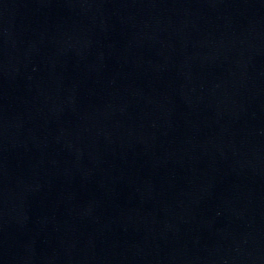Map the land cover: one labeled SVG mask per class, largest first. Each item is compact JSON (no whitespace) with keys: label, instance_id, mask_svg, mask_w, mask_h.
I'll return each instance as SVG.
<instances>
[{"label":"water","instance_id":"95a60500","mask_svg":"<svg viewBox=\"0 0 264 264\" xmlns=\"http://www.w3.org/2000/svg\"><path fill=\"white\" fill-rule=\"evenodd\" d=\"M113 0H0V264H61Z\"/></svg>","mask_w":264,"mask_h":264}]
</instances>
